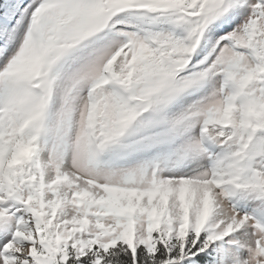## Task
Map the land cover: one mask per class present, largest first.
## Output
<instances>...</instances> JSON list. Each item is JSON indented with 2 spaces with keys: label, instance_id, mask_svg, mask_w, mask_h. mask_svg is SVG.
<instances>
[{
  "label": "snow or ice",
  "instance_id": "obj_1",
  "mask_svg": "<svg viewBox=\"0 0 264 264\" xmlns=\"http://www.w3.org/2000/svg\"><path fill=\"white\" fill-rule=\"evenodd\" d=\"M0 264H264V0H0Z\"/></svg>",
  "mask_w": 264,
  "mask_h": 264
}]
</instances>
